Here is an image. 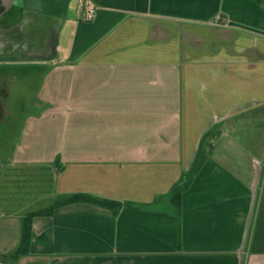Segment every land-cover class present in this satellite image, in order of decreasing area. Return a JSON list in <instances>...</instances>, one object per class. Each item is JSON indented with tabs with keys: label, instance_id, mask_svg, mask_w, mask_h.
<instances>
[{
	"label": "crops",
	"instance_id": "obj_1",
	"mask_svg": "<svg viewBox=\"0 0 264 264\" xmlns=\"http://www.w3.org/2000/svg\"><path fill=\"white\" fill-rule=\"evenodd\" d=\"M82 1L0 0V65L39 81L10 161L54 165L44 205L0 215V254L20 216L56 194L137 207L34 216L29 254L0 264H264L248 251L264 176V0H90L89 21ZM211 128L177 214L167 193Z\"/></svg>",
	"mask_w": 264,
	"mask_h": 264
},
{
	"label": "rangeland",
	"instance_id": "obj_2",
	"mask_svg": "<svg viewBox=\"0 0 264 264\" xmlns=\"http://www.w3.org/2000/svg\"><path fill=\"white\" fill-rule=\"evenodd\" d=\"M0 73V215L5 216L46 203L54 165L11 163L18 131L26 116L35 112L39 81L30 67L0 65Z\"/></svg>",
	"mask_w": 264,
	"mask_h": 264
},
{
	"label": "trees",
	"instance_id": "obj_3",
	"mask_svg": "<svg viewBox=\"0 0 264 264\" xmlns=\"http://www.w3.org/2000/svg\"><path fill=\"white\" fill-rule=\"evenodd\" d=\"M215 133L216 129L211 128L201 136L195 158L190 169L188 171L181 172L179 179L170 187L167 193L168 201L173 206L177 214L180 213L181 195L183 191L189 186L194 175L211 152L212 143L210 139L214 137ZM156 199L157 197H155L153 201ZM76 202H85L107 208L111 210L114 215H116L117 212L125 206L137 207L135 203L130 201L109 199L87 192L56 194L53 198V201L49 205L36 210L27 211L20 216L19 238L17 244L9 253H1L0 259L4 262L15 261L21 256L29 254L31 221L34 216L50 215L55 208ZM248 251L249 253H264V177L261 184L259 199L257 200L255 208L251 234L248 242Z\"/></svg>",
	"mask_w": 264,
	"mask_h": 264
},
{
	"label": "built area",
	"instance_id": "obj_4",
	"mask_svg": "<svg viewBox=\"0 0 264 264\" xmlns=\"http://www.w3.org/2000/svg\"><path fill=\"white\" fill-rule=\"evenodd\" d=\"M80 9L82 11V19L89 21L94 17L95 5L90 0H83Z\"/></svg>",
	"mask_w": 264,
	"mask_h": 264
}]
</instances>
